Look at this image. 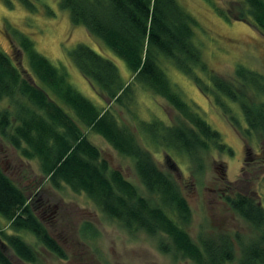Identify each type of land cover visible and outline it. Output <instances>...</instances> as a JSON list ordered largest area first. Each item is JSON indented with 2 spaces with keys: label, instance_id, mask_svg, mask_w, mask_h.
Listing matches in <instances>:
<instances>
[{
  "label": "trees",
  "instance_id": "trees-1",
  "mask_svg": "<svg viewBox=\"0 0 264 264\" xmlns=\"http://www.w3.org/2000/svg\"><path fill=\"white\" fill-rule=\"evenodd\" d=\"M238 5L235 19H251L264 35V0H240ZM58 6L68 12L72 25L84 26L121 59L130 78L123 81L114 62L87 45L71 49L69 59L108 104L98 107L78 92L65 71L40 54L29 38L17 33L27 65L22 67L0 50V101L7 102L0 110V136L21 158L37 161L41 175L54 189L67 186L85 194L104 215L128 231L164 234L170 241L160 244L162 251L171 250L195 264L234 260V241L227 235L221 234L217 241L203 239L200 247L191 239L185 230L190 208L177 184L138 144L133 131L119 124L110 104L125 108L124 99H130L135 83L165 100L187 124L140 121L141 131L153 145L192 157L198 149L217 146L218 135L174 89L160 59L171 61L190 77L229 118L234 117L227 101L237 103L246 122V135L264 132V99L258 97L264 92L260 76L238 67L237 86L214 73L193 40L195 19L176 0H58ZM88 132L101 136L117 153L133 161L146 196L138 194L118 170L109 168L99 148L88 139ZM225 201L257 232V240L241 245L238 263L264 264V208L256 191L238 192ZM5 227L14 233H7ZM20 231L33 235L57 258H66L25 191L0 168V264H12L11 257L24 263L36 261L35 249L17 234Z\"/></svg>",
  "mask_w": 264,
  "mask_h": 264
},
{
  "label": "rangeland",
  "instance_id": "rangeland-1",
  "mask_svg": "<svg viewBox=\"0 0 264 264\" xmlns=\"http://www.w3.org/2000/svg\"><path fill=\"white\" fill-rule=\"evenodd\" d=\"M239 1L176 0L195 19L193 40L214 73L238 86L235 70L241 67L258 74L264 84V35L251 19H235L239 14ZM25 2L26 5L21 0H0V50L22 67L26 66L17 36V33L23 34L40 54L65 71L69 83L78 92L96 106L106 107L108 104L80 74L68 52L77 44L87 45L110 58L125 82L130 78L126 64L84 26L72 25L68 12L58 6V0ZM160 64L191 110L217 133V146L198 149L194 156L188 157L177 150L150 143L141 131L140 121L157 119L175 126L187 122L169 103L136 83L132 84L130 99H124L125 108L116 103L110 104V108L119 124L133 131L138 144L149 151L158 168L177 184L190 208V222L185 230L191 239L200 247L203 239L217 241L221 234L227 235L234 241L235 258L225 264H239L241 245L257 240V232L229 207L225 197L256 191L264 208V158L249 164L244 160L247 149L255 154L264 148V132L246 135V122L237 103L227 101L229 113L234 117L229 118L211 96L204 95L171 61L161 58ZM260 95L258 97L264 99V92ZM6 105V101H0V110ZM87 137L99 148L110 169L118 170L135 186L138 194L147 195L129 157L117 153L95 133L88 132ZM0 168L25 191L35 214L66 254L65 259H59L43 248L33 235L20 231L17 234L35 249L37 258L34 263H24L11 257L12 264H195L171 250L162 251L160 244L170 241L164 234L150 235L142 229L128 231L104 215L85 194L75 193L67 186L54 189L41 175L37 161L21 158L1 136ZM4 229L9 234L14 233L8 227Z\"/></svg>",
  "mask_w": 264,
  "mask_h": 264
},
{
  "label": "flooded vegetation",
  "instance_id": "flooded-vegetation-1",
  "mask_svg": "<svg viewBox=\"0 0 264 264\" xmlns=\"http://www.w3.org/2000/svg\"><path fill=\"white\" fill-rule=\"evenodd\" d=\"M263 156H264V148H263V149L260 148L259 152H258V153H255V154H252V153L250 152V150L247 149L246 156L244 157V160H245V163H246V164H249V163H257V162H259V159H260V158H264ZM263 160H264V159H263ZM214 191H216V190H214ZM216 192H217V191H216ZM216 192H215V193H216ZM216 194H217V193H216ZM222 194H223V192H222ZM222 194H218V195L222 197ZM51 213H52V212H51ZM52 214H53V213H52ZM51 217H53V216H51Z\"/></svg>",
  "mask_w": 264,
  "mask_h": 264
}]
</instances>
